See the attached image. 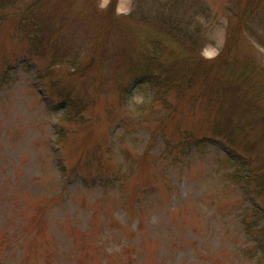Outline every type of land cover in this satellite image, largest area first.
<instances>
[{
  "label": "rangeland",
  "instance_id": "rangeland-1",
  "mask_svg": "<svg viewBox=\"0 0 264 264\" xmlns=\"http://www.w3.org/2000/svg\"><path fill=\"white\" fill-rule=\"evenodd\" d=\"M92 1L102 10L110 0ZM191 4L187 15L192 17L190 25L198 26V53L214 58L224 46L234 11L244 0H191ZM136 8V0H117L115 15L133 14ZM149 8H153L150 3ZM201 8H206L205 14L197 15ZM261 11L251 19V29L241 34L238 47L243 58L251 57L264 67ZM14 29L16 24L10 21L0 23V227L8 225L11 232L19 222L23 234L16 241L26 248H8L0 232V264H103L106 256L112 257L111 263L122 264V257L127 255L139 256L141 261L137 251L144 250L150 257L155 250L162 253L169 248L171 254H186L189 264L264 261V246L253 249L259 239L246 234L240 222L245 207L248 221L261 217L252 209L257 205L254 197L243 185H225L232 183L228 180L235 168L233 163L243 161L239 148H229L220 138L212 137L207 124H198L197 118L181 116L186 127L207 137L206 143L202 147L192 145L184 154L174 148V153H180L179 164L170 167L168 177L152 178L148 156L158 154L166 140L177 147V142L169 138L174 124L169 125L167 134L159 133L152 140L156 125L138 121L141 107L146 118L152 116L146 106L153 101V88L129 79L122 99L113 82L109 90L97 94L91 85L84 89L82 84L70 82L62 68L58 69L52 80L61 87L74 86L75 91L84 89L87 99L95 102L78 123L62 120L65 109L56 90H49L48 84L36 78L38 65L45 62L27 59L26 44L21 45L12 36ZM6 68H11V77L3 81L1 73ZM60 124L69 128L71 136L61 152H55L53 143ZM86 139L90 141L86 143ZM83 152L90 153L83 169L69 178L59 177L56 169L63 163L70 172ZM97 156L106 160L105 166L99 168ZM188 159L193 160L191 165H185ZM163 166L166 164L158 165L160 170ZM123 172L127 174L124 183ZM57 177L63 184L55 183ZM50 185L63 191L45 207L34 197L49 193ZM153 185L158 188L156 199L148 201L153 207L139 214L134 194L137 188ZM46 218L48 228L44 225ZM170 232L176 235L166 239L164 245L156 242V237L166 238ZM32 235L35 237L30 246Z\"/></svg>",
  "mask_w": 264,
  "mask_h": 264
},
{
  "label": "trees",
  "instance_id": "trees-1",
  "mask_svg": "<svg viewBox=\"0 0 264 264\" xmlns=\"http://www.w3.org/2000/svg\"><path fill=\"white\" fill-rule=\"evenodd\" d=\"M116 2L110 0L105 9L98 10L92 0H0V23L16 24L12 36L21 45L26 44L27 59L45 62L38 65L37 61L36 78L48 84L49 90H56L65 109L62 120L78 123L85 117L86 108L95 104L93 98L89 101L83 92L90 85L101 94L105 88L109 90L108 86L113 82L112 86L120 92L122 99L129 79L139 85L146 82L153 88V101L146 106L152 116L146 118L147 114L142 111L145 109L141 107L138 121L156 125L158 130H152V140L159 133L167 134L169 125L174 124V133L169 132V138L177 142L178 148L170 143L171 140H166L158 154L148 156L152 178L168 177L170 167L179 164L180 153L184 154L192 145L202 147L206 143L207 137L186 127L181 116L197 118L198 124H207L212 137L220 138L229 148H239L243 161L233 163L235 168L228 180L232 183L225 185H243L254 197L257 205L252 209L261 213V217L248 221V208L245 207L240 222H243L246 234L259 239L252 248L264 246V67L251 57L243 58L238 47L241 34L251 29V19L264 10V0H244L242 7L231 17L222 50L210 59L203 58L197 50L198 26H191L189 19L192 17L187 15V9L193 8L191 0H136L135 11H138L121 17L115 15ZM148 3L153 8L146 9ZM205 10H200L197 15L205 14ZM260 44L264 47V42L260 41ZM9 69L1 73L3 81L10 79ZM58 69L70 77V82L82 84L84 89L75 91L74 86H59L52 80ZM57 132L53 145L55 152H61L71 131L60 124ZM89 141L86 139L85 142ZM174 148L180 149V153H174ZM157 155L153 162V156ZM89 158L90 153H81L70 172L62 163L56 169L58 176L69 178L78 174ZM97 160L99 168L105 166L106 160L102 156H97ZM192 163L193 160L188 159L185 165ZM161 164H166L163 170L158 167ZM125 175L123 172V183ZM54 181L63 184L58 177ZM141 188L134 194L139 214L151 210L153 205L148 203L149 198L156 199L158 190L155 185ZM48 191L34 197L45 207L60 198L63 189L50 185ZM44 225L48 228L47 218ZM13 228L17 229L10 232L8 225L0 227L5 243L8 248L18 245L25 249L23 242L16 241L17 236L23 234L20 223ZM173 235L176 233L170 232L166 238L160 235L156 242L164 245ZM34 237L28 240L30 246ZM145 253L144 250L137 251V255L142 256L141 261H138L139 256H124L122 264H159L168 260L172 261L170 264L190 263L185 259L186 254H174L173 250L171 254V248L162 253L155 250L150 257ZM106 257L103 264H113L110 262L112 257ZM257 262L264 264L262 259Z\"/></svg>",
  "mask_w": 264,
  "mask_h": 264
}]
</instances>
